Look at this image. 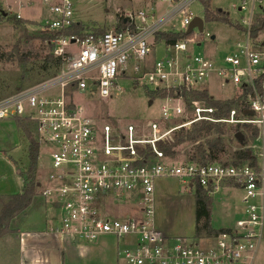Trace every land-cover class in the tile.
<instances>
[{"label": "built area", "instance_id": "2783aa9c", "mask_svg": "<svg viewBox=\"0 0 264 264\" xmlns=\"http://www.w3.org/2000/svg\"><path fill=\"white\" fill-rule=\"evenodd\" d=\"M79 1L0 0V11L17 19L23 18L20 10L26 7L44 11L41 27L55 32L51 52L61 59L52 77L0 98V119L32 120L36 140L47 148L50 168L40 194L56 216L47 231L83 241L102 234L124 239L127 246L118 253L126 264H252L257 242L264 235V44L250 36L249 23L243 41L217 58L189 52L202 37H210L203 30L173 43L156 38L158 32H186L194 17L189 7L196 0H139L143 7L118 10L123 28L115 24L103 31L98 26L86 30L76 17ZM240 1L242 9L246 0ZM76 23L84 25L80 35L67 32ZM157 47L163 53L153 58L150 55ZM127 74L148 90L165 88L176 93L199 86L208 90V78L214 76L219 86L232 85L233 99L243 96L244 101L227 116L216 118L215 108L206 103L192 101L187 106L182 95H166L160 105L163 122L184 111L191 117L164 129L151 121L148 133L139 136L130 123L121 129L96 121L76 100L110 97L121 90L117 81ZM53 89L57 92L52 93ZM201 120L225 123L223 134L207 137H222L231 151L248 150L252 157L238 164L176 163L157 147L174 130ZM234 125H249L256 135L240 144ZM207 137L182 145L178 153L184 157L199 142L208 153ZM146 147L149 157L145 159L138 148ZM160 177H176L188 187L199 185L209 193L220 188L219 182H230L231 188L241 192V216L229 230L202 240L167 235L155 224L156 179ZM111 204H130L133 210L116 214Z\"/></svg>", "mask_w": 264, "mask_h": 264}, {"label": "rangeland", "instance_id": "374dc122", "mask_svg": "<svg viewBox=\"0 0 264 264\" xmlns=\"http://www.w3.org/2000/svg\"><path fill=\"white\" fill-rule=\"evenodd\" d=\"M138 1L80 0L76 7V17L84 22L86 30H92L95 26L103 29L114 28L116 17L118 13H121L118 10L129 7H143L144 2ZM209 2L211 6L227 12L232 23L241 24L244 27H247V23L250 24L256 17H264V0H246L242 9H239L240 0H209ZM189 8L194 16L204 18V7L201 0L194 1ZM14 9L16 10L15 7ZM20 12L23 17L22 20L25 22L15 26L13 19H11L13 16L9 15L7 11H0V98L13 93L17 88L28 87L48 79L59 70L55 71L54 67H48L47 69L40 67L44 63L45 54L50 49L46 41L36 37L38 30L42 29L41 23L44 11H40L38 7L33 6L23 8ZM203 21V32H209L210 37L204 36L199 44H193L189 49L190 53L211 58L222 57L234 47L237 41H243L244 32L238 30V28L220 21L208 22L204 19ZM196 34H198V30L194 28L191 36ZM211 35H214L213 39H211ZM25 36L29 38L25 39ZM253 39L257 43L264 44V28ZM15 47L18 48L17 53ZM162 53V49L157 47L155 53L150 56L158 58ZM23 57H28L25 73L18 64L19 59ZM133 78L135 77L128 74L126 77H120L117 83L121 90L114 91L110 97L98 98L93 96L83 100L80 96L76 100L78 103L82 101L87 114L96 121H106L121 129L130 123L136 128L139 136H145L148 133L151 121H156L160 124L161 129H164L169 125L178 124L191 117L190 112L184 111L180 116L163 122L160 118V105L162 104L161 99L164 97L150 100L148 89L141 83L137 84L136 79ZM206 86L208 94L210 93L217 100L233 99L232 85L219 86L214 76L208 78ZM201 89L203 88L199 86L198 90ZM56 92V89L52 90V93ZM33 129L34 127L31 129V133L34 137L36 135ZM239 129H243L246 133L242 125L239 126ZM182 145L184 144L178 145L175 149L178 151ZM25 152L24 146L16 151V158L21 161V169L24 168V165L29 164ZM173 159L174 162L179 163L184 160V157L178 153ZM37 160L36 179L41 181L42 177H46L50 168L47 148L44 145L39 149ZM224 160L225 158L222 159V161ZM230 184V182L221 181L219 182L220 188L210 193L209 190L204 189L211 199L210 222L215 230L232 227L234 221L240 217L239 215L234 216L233 212L230 211L234 209V202L240 203L241 192L227 188L230 187ZM156 186L154 213L156 227L171 236H185L191 239L203 238L206 234L202 231L198 235L194 233L195 187L186 186L184 182L176 177H160L156 179ZM38 192L40 193V189ZM1 203L0 207L2 206ZM130 206V204H124L118 207L111 204L110 210L115 213L121 211L129 213L131 212L129 208H132ZM119 241L120 249L118 250H121L123 243L121 240ZM92 243L100 248L98 250H96L97 248L88 250V247L92 246L91 241L85 242L79 247V252L75 256L78 264L116 263L115 237L104 234L95 241L92 240ZM118 264L124 263L119 260ZM252 264H264V235L257 242Z\"/></svg>", "mask_w": 264, "mask_h": 264}, {"label": "trees", "instance_id": "16d2710c", "mask_svg": "<svg viewBox=\"0 0 264 264\" xmlns=\"http://www.w3.org/2000/svg\"><path fill=\"white\" fill-rule=\"evenodd\" d=\"M204 7V20L205 21H220L228 25L238 28V30L245 31L246 27L241 24L232 23L229 19L227 12L213 7L210 5L209 0H201ZM15 26H18L25 21L22 19H17L14 16L11 17ZM84 25L81 23H76L71 29H68L67 32L79 34V30L83 28ZM125 23L123 19L117 16V22L115 28H123ZM264 28V17H256L249 26V34L251 37H255L258 32ZM104 29H98V31H103ZM191 32H158L156 38L163 39L166 43H173L176 40L191 36ZM55 35L54 31H50L46 28L39 29L36 37L40 38L50 46L49 51L45 54L43 60L44 63L40 65L42 69H47L48 67H54L55 71L59 69L61 64V59L57 56H54L51 52L50 40ZM80 35V34H79ZM82 36V35H81ZM29 38L25 36V39ZM200 39V36H199ZM15 52H18V48L15 47ZM22 56V55H21ZM25 56V55H23ZM28 62V57H23L19 59V66L22 68L23 72L27 71L26 64ZM22 72V74H23ZM169 91V92H168ZM171 96L182 95L184 101L187 103V106L192 101L203 102L209 106L215 108L213 115L216 118H223L228 115L231 108H240L243 105L244 97L239 96L236 99H227V100H217L208 94L206 89L201 90H185L182 89L180 93H176L173 89L167 90L165 88H157L154 90H148V96L150 100H153L157 97H165L166 94ZM16 118L17 125L23 131L25 136L28 139V157L29 164L25 171V182L21 189V192L11 196L7 201L2 203L0 208V236L6 232L8 228V221L15 214L23 211L28 204L30 203L32 197L37 194L39 181L36 179V163L38 159V153L40 144L33 137L30 125L26 119ZM239 126L236 125L232 128L233 133L240 132L242 134V140L237 141L240 144H244L248 141L249 138L256 135V129L251 128L249 125H242L243 129H239ZM225 132V123L222 122H209V121H197L191 123L189 126L181 127L180 129L174 130L170 137H167L164 140H160L156 143L157 147L164 152L165 155L174 158L178 151L175 149L180 144H189L193 143L201 138L207 137L211 133L223 134ZM234 140V138L232 137ZM205 145L209 149V152L206 153L203 147V143L199 142L191 146L188 150L185 151L184 160L185 161H196L200 164H206L208 162H220L223 164L233 163L238 164L244 161H247L252 157L251 153L248 150H239L231 151L227 146L225 140L222 137H207L204 140ZM138 151L144 155L145 159L149 157V148H138ZM225 158L224 161L222 159ZM144 161V160H143ZM142 161V162H143ZM194 233L199 234L201 231L207 236L215 235L220 231L229 230L230 228H220L215 230L211 226L210 222V196L207 195L206 191L199 185H195L194 189Z\"/></svg>", "mask_w": 264, "mask_h": 264}, {"label": "crops", "instance_id": "0c3cea01", "mask_svg": "<svg viewBox=\"0 0 264 264\" xmlns=\"http://www.w3.org/2000/svg\"><path fill=\"white\" fill-rule=\"evenodd\" d=\"M18 118L26 119L30 125V130L34 127L33 130L35 132L36 124L32 120L26 117ZM0 127V202L3 203L11 196L21 192L25 182L24 176L28 164L27 166L24 165L23 169L20 168L21 161L16 158V151L21 148V146H24L27 156L26 160L28 161L29 142L23 131L17 125L16 118L0 119ZM34 138L36 139L35 136ZM41 146L42 145H40V147ZM43 179L44 177H42L41 181L38 180L39 186L37 194L32 197L28 206L9 219L6 232L0 236V264H78L75 260L76 253L79 252V247L88 241L47 231L49 226L55 222L53 219L56 216L54 215V211L49 208L38 192ZM189 187L192 188L191 186ZM227 188L231 189V187ZM232 189L238 191L237 189ZM234 204V209L230 212H233L232 214L234 216H241V204L235 202ZM129 209L130 211L133 210L132 208ZM224 210L226 211V209ZM116 214L126 215L128 213L121 211L118 213L116 212ZM108 235L115 237L111 234ZM100 236H104V234ZM119 240L123 243V247L127 246L124 239L116 238L117 258L115 264H118L119 260H122V262L126 264L118 253V249H120ZM200 240H202V238H200ZM209 241L210 240H206L204 243H209ZM91 245V247H88V250L90 248H97L96 250L100 248L93 245L92 241Z\"/></svg>", "mask_w": 264, "mask_h": 264}, {"label": "water", "instance_id": "95a60500", "mask_svg": "<svg viewBox=\"0 0 264 264\" xmlns=\"http://www.w3.org/2000/svg\"><path fill=\"white\" fill-rule=\"evenodd\" d=\"M203 18L202 17H199V16H194L192 18V20L189 22L188 26H187V29H186V33H189L191 32V30L193 28H197V30L199 32H201L203 30ZM214 38V35H211V39ZM235 137L236 139H238L239 141L242 140V134L240 132H236L235 133Z\"/></svg>", "mask_w": 264, "mask_h": 264}]
</instances>
